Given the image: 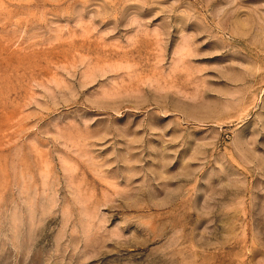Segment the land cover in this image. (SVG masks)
Returning <instances> with one entry per match:
<instances>
[{"label":"rangeland","instance_id":"rangeland-1","mask_svg":"<svg viewBox=\"0 0 264 264\" xmlns=\"http://www.w3.org/2000/svg\"><path fill=\"white\" fill-rule=\"evenodd\" d=\"M0 264H264V0H0Z\"/></svg>","mask_w":264,"mask_h":264}]
</instances>
